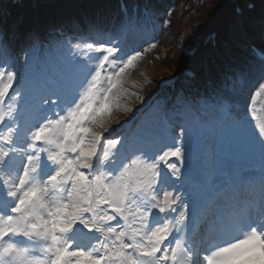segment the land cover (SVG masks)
<instances>
[{
	"label": "snow or ice",
	"instance_id": "obj_1",
	"mask_svg": "<svg viewBox=\"0 0 264 264\" xmlns=\"http://www.w3.org/2000/svg\"><path fill=\"white\" fill-rule=\"evenodd\" d=\"M120 11L41 33L0 0V264H264V48L153 103L124 85L155 12ZM229 29L264 41V9L237 6Z\"/></svg>",
	"mask_w": 264,
	"mask_h": 264
},
{
	"label": "rangeland",
	"instance_id": "obj_2",
	"mask_svg": "<svg viewBox=\"0 0 264 264\" xmlns=\"http://www.w3.org/2000/svg\"><path fill=\"white\" fill-rule=\"evenodd\" d=\"M230 0H218L219 3H221L222 6L226 5L227 2H229ZM260 8L264 9V6L260 4L259 6ZM218 11V9H217ZM217 11L216 12V16H217ZM220 18V17H219ZM156 28H158L157 24L155 25ZM161 35V36H159ZM157 37H159L157 40L154 41L155 43V47L152 48L149 53L151 55V53L154 51L155 54L157 55V64L159 66V69L157 70H153L152 68L148 71V72H144V74L141 72L143 69H145L147 67L149 63L148 59L145 57L140 59L137 64L136 67L134 69H132L128 76L126 77V83L124 85L125 88H128L129 91L131 92H137L138 94L142 95V96H147L150 91L154 88L153 87H149L148 85H153L155 82V79L158 77V75L160 74H168L170 73V70H163L161 68V65L163 64L165 58L163 57L165 54V50L163 48L158 47L162 42H163V37H164V33L161 34V32L158 33ZM181 37V35H180ZM220 40L224 43V47H222L217 55H212L209 48H207V50H205L204 52L201 51V53L203 54L202 58L203 61L205 62L202 67H200L203 71V76L204 79H206L210 74L214 73L217 69V67L220 65V63L222 62V60L226 57H238V58H242L241 53V48H244L245 43H246V39H239L237 37H232L229 38L227 37L225 34H220L219 35ZM178 39V38H177ZM175 39V42L177 45H179V41ZM172 41V40H171ZM257 42V41H256ZM264 44V42H263ZM185 45V43H184ZM182 45V46H184ZM206 46L209 47V43L206 44ZM149 47V46H148ZM147 47V48H148ZM186 47V46H184ZM43 55H46V59H48L49 56H53L56 58V61L62 57L63 55H66L63 52H59L55 49V46L48 51L44 50ZM45 62L43 61L41 63V66L44 65ZM49 64V62H48ZM139 73H142L143 75L140 76V78H137L136 76L139 75ZM148 80V82H146ZM146 82V83H145ZM258 86V85H257ZM193 92V89L190 88V93ZM134 97H130L129 100H131ZM131 102H133V105L136 104L135 98L131 100ZM257 107L259 109H261V111H258V115H264V105H257ZM171 116H173L171 114ZM226 136L227 133H224V139L226 140ZM222 147H223V143L220 139H209L207 142V147H206V151L209 153V155L211 157H214L216 159V162L218 163V161H220L221 163H226L227 161L224 160V154L222 152ZM243 161V160H240ZM239 162V161H237Z\"/></svg>",
	"mask_w": 264,
	"mask_h": 264
},
{
	"label": "bare ground",
	"instance_id": "obj_3",
	"mask_svg": "<svg viewBox=\"0 0 264 264\" xmlns=\"http://www.w3.org/2000/svg\"><path fill=\"white\" fill-rule=\"evenodd\" d=\"M64 1H67V0H64ZM78 2L77 0H68L66 3H68V4H72L73 2ZM81 2V3H80ZM80 2H78L77 4H76V6H78V7H82V3H84V2H86V0H80ZM46 5V4H45ZM44 5V8L46 9V8H48V5H46L45 6ZM72 11L73 10H67V11H64L63 9H61L60 11H59V14L61 13V16H62V18H64L63 20H65L67 17H71L72 16ZM57 12H54L53 14L55 15ZM68 15V16H67ZM67 16V17H66ZM53 19V17H52V14H49V16H48V23H51L52 25L55 23V22H51L50 20H52ZM44 22V21H43ZM34 26L36 27V23H34ZM39 26V25H38ZM145 57L148 59L149 57H148V55H147V53H145ZM150 64H148L147 65V67L145 68V69H143L141 72L144 74V72H148L151 68L153 69V70H157L158 68H159V66H158V64L155 62V61H152V60H150ZM142 73H139V75H137L136 77L137 78H140V76L141 75H143ZM132 99H134V98H132ZM131 99V100H132ZM131 100H130V102H131ZM123 102V101H122ZM132 104H133V102H131ZM121 115V117H123V113H121L120 114Z\"/></svg>",
	"mask_w": 264,
	"mask_h": 264
},
{
	"label": "trees",
	"instance_id": "obj_4",
	"mask_svg": "<svg viewBox=\"0 0 264 264\" xmlns=\"http://www.w3.org/2000/svg\"><path fill=\"white\" fill-rule=\"evenodd\" d=\"M152 1H156V0H152ZM228 20H230L228 17H227Z\"/></svg>",
	"mask_w": 264,
	"mask_h": 264
}]
</instances>
